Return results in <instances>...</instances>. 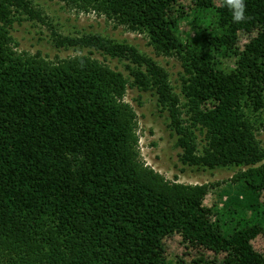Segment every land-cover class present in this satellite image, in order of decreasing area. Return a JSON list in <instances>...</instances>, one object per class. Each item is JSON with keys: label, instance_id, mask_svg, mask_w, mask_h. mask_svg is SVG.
<instances>
[{"label": "trees", "instance_id": "1", "mask_svg": "<svg viewBox=\"0 0 264 264\" xmlns=\"http://www.w3.org/2000/svg\"><path fill=\"white\" fill-rule=\"evenodd\" d=\"M61 1L178 59L181 92L155 59L100 33L52 30L56 48L84 55L18 51L15 23L44 17L31 0H0V264H169L173 236L212 252L210 264H264L251 245L264 237V0H245L243 23L222 0H191L192 41L179 0ZM93 52L127 61L128 76ZM128 87L167 113L181 165L234 170L221 209L204 206L212 185L168 181L143 162Z\"/></svg>", "mask_w": 264, "mask_h": 264}, {"label": "rangeland", "instance_id": "2", "mask_svg": "<svg viewBox=\"0 0 264 264\" xmlns=\"http://www.w3.org/2000/svg\"><path fill=\"white\" fill-rule=\"evenodd\" d=\"M34 6L42 12L45 23L37 20H24L15 23L11 32L18 44V51L30 54L40 53L48 60L64 59L88 53L87 49L56 48L52 43V30L63 36H80L86 33H100L110 38L127 41L139 48L140 51L155 59L168 73L175 92H181V77L183 69L175 57L156 56L149 39L142 34L133 33L94 13H78L61 0H31ZM219 5V1L216 2ZM180 8L189 16L188 21L180 22V34L183 40L192 41L197 36L194 25H191V0H179ZM248 37L240 34L236 46L242 48ZM93 57L122 72L126 77L127 61H120L93 52ZM221 67H233V59L216 56ZM131 66V65H130ZM125 102L134 109L138 121L139 150L143 162L161 174L168 181L196 185L210 184L212 187L205 197L204 206H215L221 209L226 201V194L231 193V177L233 169H218L213 171H197L180 164L178 155L180 150L175 147L176 136L168 127L167 113L157 106L156 97L150 92H142L137 88L128 87ZM258 139L264 145V131ZM166 255L169 264H206L213 261L214 254L205 250H195L184 245L181 238L173 236L166 243ZM252 247L264 255V237L257 236ZM217 258H219L217 256Z\"/></svg>", "mask_w": 264, "mask_h": 264}, {"label": "clouds", "instance_id": "3", "mask_svg": "<svg viewBox=\"0 0 264 264\" xmlns=\"http://www.w3.org/2000/svg\"><path fill=\"white\" fill-rule=\"evenodd\" d=\"M222 3L231 12L234 23H243L248 19L245 0H222Z\"/></svg>", "mask_w": 264, "mask_h": 264}]
</instances>
